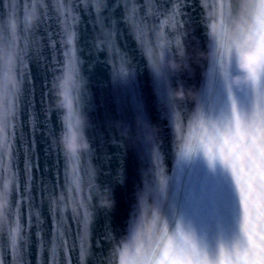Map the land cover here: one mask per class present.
Returning a JSON list of instances; mask_svg holds the SVG:
<instances>
[{
	"label": "water",
	"instance_id": "water-1",
	"mask_svg": "<svg viewBox=\"0 0 264 264\" xmlns=\"http://www.w3.org/2000/svg\"><path fill=\"white\" fill-rule=\"evenodd\" d=\"M105 2L101 15L111 28L101 33L98 0H0L3 179L19 186L10 198L16 202L11 231L6 219L0 238V264H50L57 228L68 243L55 252L58 264H152L144 257L160 244L162 222L174 247L194 248L208 264H220L222 250L233 257L243 245L244 213L230 170L211 162L207 149L215 151L213 125L231 120L233 101L245 119L257 101L251 84L231 88L229 99L221 73L239 75L236 60L227 68L216 60L239 43L254 23L251 14L264 5L127 0L130 28L115 6L120 0ZM69 35L74 48L64 42ZM209 50L211 61L198 55ZM172 59L184 69L170 70ZM70 62L86 83L54 110V88ZM179 87L196 92L198 101L176 100ZM82 114L90 148L66 168L58 139ZM29 160L38 167L26 188ZM69 195L76 211H53L51 201L67 202ZM108 195L110 210L98 205ZM14 238L24 241L23 251L13 248Z\"/></svg>",
	"mask_w": 264,
	"mask_h": 264
},
{
	"label": "snow or ice",
	"instance_id": "snow-or-ice-1",
	"mask_svg": "<svg viewBox=\"0 0 264 264\" xmlns=\"http://www.w3.org/2000/svg\"><path fill=\"white\" fill-rule=\"evenodd\" d=\"M83 3V0H78ZM31 4V0H27ZM260 4L264 5V0H260ZM99 8L96 13L95 25L99 31L103 33L105 28H111V22L108 17L101 15V10L106 11L108 5L105 0H98ZM7 7V5H5ZM116 7L124 9L122 17L125 23H129L127 19V0H120L116 3ZM254 23L250 29L239 35V43H243L246 47H256L259 51H264V8L254 10L251 14ZM134 20H139L144 23L146 17L137 13L133 14ZM105 21H108L106 23ZM129 27H133L129 23ZM64 38L62 37V40ZM74 37L69 35L64 41L69 45H73ZM233 46L227 48L226 53H222L220 58L216 60L220 66H225L229 63H234L235 48L237 42L234 40ZM218 46L223 47L218 41ZM166 63V61H165ZM65 71H75L74 65L70 62L65 67ZM251 85L256 93V105L251 114L245 119L236 110L235 102L232 105V118L223 126L213 125V134L216 141V149H207V155L211 162L219 160L226 168H228L235 179V185L239 191L240 204L243 205L244 223L243 245H238L235 249L233 257H228L223 250L221 251L220 264H264V67H256L252 70ZM229 99H232L231 88H229ZM71 129L72 125L66 126ZM81 153L65 155L66 168L69 163L77 159ZM4 147L0 144V190L9 195L10 207L7 214L0 219V238L4 236V222L7 219L9 222V230L11 231V216L12 209L16 207V202L10 199L19 190L17 184L11 186L6 185L3 179L5 169ZM59 161H57L58 163ZM38 164H33L31 160L27 161L25 166L28 180L26 188L31 183V168ZM19 225H17V228ZM159 237L160 244L156 249H150L145 260H149L152 264H208L207 258L197 253L194 248H185L183 245L179 247L173 246V238L168 235L167 225L163 224L160 229ZM180 229L177 228V233ZM15 237V233H13ZM38 235V243H41V238ZM24 241L20 240L19 245L15 238L13 239V248L19 246L23 251ZM51 246V261L50 264H58L55 252L57 250L63 252L67 249L68 243L64 235L55 229L52 238L49 241ZM12 251V249H10Z\"/></svg>",
	"mask_w": 264,
	"mask_h": 264
},
{
	"label": "clouds",
	"instance_id": "clouds-1",
	"mask_svg": "<svg viewBox=\"0 0 264 264\" xmlns=\"http://www.w3.org/2000/svg\"><path fill=\"white\" fill-rule=\"evenodd\" d=\"M236 66L239 70V75L231 76L227 71L222 70V76L227 82L230 88H244L251 84L252 70L256 67H264V51H259L256 47H246L243 43H237L234 45ZM180 58L187 55L186 50H181L177 53ZM201 58L211 61L215 58V52L209 50L207 53L198 54ZM167 67L172 71H181L185 65L181 64L179 60L172 59L169 61ZM228 65H225L227 68ZM155 70H159L158 66L153 67ZM86 81L78 79V75L73 71H65L60 74L57 84L54 88L55 101L52 104L53 109L62 107V102L66 95L73 89L83 87ZM174 98L183 102L186 99L198 101V94L191 90H185L183 87H179L174 91ZM88 127L87 118L82 114L78 123L72 125L69 130L60 135L58 142L65 155L71 156L72 154H78L88 151L90 144L86 134V128ZM57 141L54 140L55 144ZM8 196L0 192V219L4 217L5 209L8 207ZM99 207L111 209L114 206V201L111 196L108 195L98 202ZM53 211L59 210L61 212H75V201L71 195L68 196L67 202L65 197H59L56 200H52L50 203Z\"/></svg>",
	"mask_w": 264,
	"mask_h": 264
}]
</instances>
